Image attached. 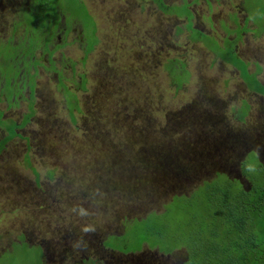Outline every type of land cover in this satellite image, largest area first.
<instances>
[{
	"label": "rangeland",
	"instance_id": "rangeland-1",
	"mask_svg": "<svg viewBox=\"0 0 264 264\" xmlns=\"http://www.w3.org/2000/svg\"><path fill=\"white\" fill-rule=\"evenodd\" d=\"M24 1L0 0L1 36L9 33L10 25L17 19L18 10L27 6ZM52 1L57 5L64 0ZM165 2L173 6L187 7L185 12L189 18L163 14L150 0H84V4H87L95 18L91 21L85 18V25L92 29L94 25L97 26L95 33L97 32L99 44L96 45L92 35L87 38L85 45L96 47L88 56L85 66L81 67L83 69L77 67L76 71L83 72L86 78L82 83V86L85 83V89L79 93L81 112L92 113L88 118L76 114L75 122H72L63 109L64 94L56 91V82H39L36 95L42 92L37 96L38 103L34 105L32 121L25 126L18 125L15 134L10 136L14 140L0 150V249L24 231L30 243L42 245L43 264H71L78 261L79 257L87 258L96 264H178L173 261L184 257V253L180 251L167 256L162 255L159 249L151 248L149 251L147 247L136 255L123 256L112 252H102L99 255L96 249H91V242L87 240L89 237L92 242L97 239V233L94 231L99 227L106 228L116 235L122 232V221L118 219L122 214L110 217L101 210L100 202L112 204L114 201L119 213L126 209L125 205L136 209L137 205L142 204L139 189L130 192L129 188L123 186L120 177L116 178L119 184L114 183V178L113 184L108 181L112 179V173L115 170L120 172L117 168L128 161L129 155L121 149L120 134L124 135L129 131L141 133V129L144 131L146 128V134L157 137L156 129L160 132L163 130V124H172L174 120L168 127L172 136L178 135L180 128H185L182 121L188 122L193 134L196 131L194 124L199 120V123L205 126L207 135L216 139L214 146L207 142L208 146L196 148V154L206 159V167L203 165L202 170L174 181L171 188L163 191L151 205L156 210H162V206L169 202L170 194L174 191L187 196L198 190L204 182L210 183L215 179L216 172L226 166L228 156L238 155V146L232 142L233 151L228 150L227 138L236 139L240 134L251 135L252 138L264 136V111L258 106L259 103L264 104V99H256L259 102L256 103L248 98L253 105L250 115L246 117L248 124H239L235 114L239 100L235 93L239 91L240 84L233 75V69L219 62L212 49L207 48L203 42L194 40L202 31L200 28H203L205 34L202 38L210 39L211 46L216 43L220 44H217L219 48L222 45L227 46L232 34L239 35L237 26L240 25V18L235 5L240 4V1ZM249 6H253L255 10L261 9L264 7V0H250ZM50 7L52 6L30 8V12L34 13L24 16L23 13L20 18L27 20L38 17L40 27H44ZM68 8L67 1L60 11L66 12ZM176 11L181 13V8ZM55 12L56 10L54 14ZM87 50L88 48H83L74 51L69 48L65 51L72 58V62H79V58L85 56ZM243 51L245 60L253 59L260 63L263 72L258 79L264 83V34L260 39L246 41ZM169 60L185 63L186 69L191 73L189 83L177 92L168 85L167 73L164 70L163 65ZM34 65L38 68L42 63L36 61ZM7 71H11V68ZM18 76L17 74L16 78ZM37 77L38 74L34 80ZM4 86L5 81L0 80V91ZM1 101L0 97V103ZM17 105V102L11 103L12 109L9 110L6 103L0 104L2 123L5 122L3 119L8 117L20 121L22 113L26 110L25 105L22 104L20 108L16 107ZM127 105L131 106V112L127 111L130 115L132 113L131 118L128 115L125 117L124 112L121 113V108L126 109ZM86 118L94 120V128L84 136L82 126ZM74 123L78 128L72 126ZM5 125L8 129L14 127L11 120H7ZM216 125L230 128L225 127V133H220ZM116 132L119 135L114 137ZM3 135L4 131L0 128V137ZM174 141L176 146L177 137ZM247 142L249 141L246 140ZM221 147L227 157L220 154L221 160L216 163L210 151ZM115 148L117 149L114 150ZM245 159L242 167L254 161L252 158L247 159V156ZM29 166L31 168H28ZM31 169L37 172V184ZM48 172H54V180L51 182L46 179ZM256 175L252 167L246 173L248 179H253ZM220 179L224 180L225 177L220 176ZM231 183L236 192V182ZM58 187L65 188L69 203L76 204L77 199L84 203L76 204L72 208L73 212L67 209L65 204L56 203L47 208L44 202L46 196L51 193L58 196L59 192H55ZM103 187L114 191L116 196L111 193L106 196L105 191L102 194ZM30 197H34L36 201L40 200V203L29 206L22 204ZM175 203L176 201L169 204L167 210L173 209ZM40 208L45 209V221L39 213ZM32 209L37 211H31L27 215L28 219L23 220L21 214ZM47 211H52L54 224ZM110 211L113 212L112 209ZM98 213L102 218L98 217ZM132 214L129 219H143L145 212L137 213V216ZM151 225L153 224L145 222L144 230ZM132 227L138 228V233L143 238L152 239L136 223H132ZM103 255H106L105 261ZM33 260L23 264H32Z\"/></svg>",
	"mask_w": 264,
	"mask_h": 264
},
{
	"label": "trees",
	"instance_id": "trees-1",
	"mask_svg": "<svg viewBox=\"0 0 264 264\" xmlns=\"http://www.w3.org/2000/svg\"><path fill=\"white\" fill-rule=\"evenodd\" d=\"M67 1L69 2L71 17H74L80 23H82V21L85 23V18L89 19V21L92 20L89 15V8L86 3L84 4V0H64L57 5L56 2L52 0H25L24 2L27 6L19 9L18 19L24 21L20 18V15L25 12L28 6L29 8L52 6L49 8L47 16V20L50 21V18H55L54 11L64 6ZM152 1L156 9L163 14L173 15L177 18H189V15L185 12L188 8L182 7L183 5H169L165 0ZM177 8H181V13L176 11ZM259 16L260 18L264 16V10H261ZM255 26L259 29L257 30L259 35L255 34V36L259 38L264 34V19H259ZM16 29L17 27L15 30ZM185 30L190 31L187 28ZM1 33L2 32H0V34ZM28 33L29 31L27 30L24 34ZM26 36V40H28L29 35ZM202 37L203 35L198 34L194 40L198 43L203 42L207 48L218 53L217 49L219 48L217 44L211 46L210 39H203ZM10 38L11 36L7 41L0 38V80H4L5 78L3 75V66H9L11 64V58L8 53L14 41L13 38ZM227 45L231 47L230 44L227 43ZM95 47L96 46L88 47L83 60H86L90 53L94 51ZM223 51L226 50L223 49L220 52ZM230 53L232 55H230ZM233 54L234 53L230 51L228 54L226 52L222 57L218 54V57L228 65L238 69L241 73L242 80L249 86L257 85L254 86L255 89L259 91L264 90L262 84L257 80L260 67H256V71L252 74L255 76H249L248 64L238 61L237 57L235 58ZM83 60H80V63L75 62V64L84 65L85 61ZM163 66L167 73L168 85L175 92L180 91L189 83L190 73L186 69L185 63L177 60H169ZM79 69L82 70L81 67H79ZM108 79L110 80V78ZM84 87L85 83L81 88ZM130 109L131 106L127 105L126 109L121 108V113L124 112L126 114L125 117H127V115L130 117L132 113L131 115L127 113V111L131 112ZM133 111H135V109ZM91 113L92 112H89L87 117L90 116ZM245 115L246 113H243L239 118H244ZM28 118L29 116L26 118V121ZM197 121L198 122L194 124L196 131L193 134L191 133V126L187 121H182L185 128H180L176 136H172L171 132L168 130V127L171 126L173 122L172 124H163V130L160 132L159 129H156V132H158L157 137L146 134L145 127L144 131L141 129V133L129 131L128 133H124V135L120 134L122 138L121 149L126 155H129L127 158L128 161L122 164L120 168H117L120 172L115 170L111 175L112 179L108 181L113 184L114 178V183L119 184L116 178L120 177L123 186L129 188L130 192L131 190L135 191L139 189L142 196V204L136 206V209L139 210L132 209L130 205H125V211L122 210L123 212L119 213L120 211H118V208L114 206L113 199H110L113 201L112 204L100 202L101 210L108 213L110 217H118L119 214H122V216L120 215V220L122 221L121 225L124 229V233L120 236H116L106 231V228L99 227L97 231H94V233H97L96 240L104 238L103 236L107 233L105 236L107 237L106 242H102L101 246L111 249L116 248L118 251L124 253H135L141 250L144 245L150 248H158L160 252L165 254L177 248H184L187 255L191 256L189 264H264V171L259 172L255 178L248 179L246 173L249 172V168L247 164H244V167L241 169L242 176L248 179L249 184H252V188L249 192L243 189L237 194V191L235 192L231 186L232 183L228 179L221 180L219 178L214 179L210 183L204 182L198 190L187 196L182 194L179 196L174 195L167 204L162 206V210H156L151 206L157 201L159 195L162 194L163 191L171 188L174 181H179L184 176L202 170L201 168L203 165L206 167V159L196 154V148L200 149V147L208 146L207 142L209 145L214 146L217 142L215 138L207 135L205 126L200 124L199 120ZM143 122H145V119H143ZM145 125L148 126L147 123ZM158 125H160V123H158ZM12 134L13 133H9V135L0 142V149L4 147ZM118 135L119 133L116 132L114 137ZM175 137L178 139L176 146L174 145ZM226 146L229 147L228 142ZM116 149L117 148L114 150ZM210 153H212L216 163H219L221 160L220 154L226 156L224 151H222V147L214 149V151H210ZM230 156L232 155L230 154L228 158H230ZM111 164L112 163H108V165ZM212 166H214V163ZM53 173L54 172H48L46 175V179L49 182L54 180ZM115 173H120L121 175H116ZM33 175L35 176L34 182L37 184L39 180L37 172L33 171ZM95 176L97 177V174ZM104 191L106 196L110 193L116 196L114 191L106 189L105 187H103L102 194ZM55 192H59V195L55 196L51 193L46 196L44 202L47 204V208L54 206L56 203L59 205L65 204L68 206L67 209L73 212L72 208L76 204L84 203L81 199H77L76 204L69 203L66 199L67 192L64 187L56 188ZM44 194L46 195L47 192ZM33 198L34 197H30L22 204L27 206L34 204L38 205L40 200L36 201ZM174 201H176V203L172 207L173 209L167 210L166 207L169 204H173ZM110 208L113 212L110 211ZM38 210L44 220V218H46V214H44L45 209L40 208ZM119 210H121V207ZM31 211H37V209L24 212L21 214V216H23L22 219L27 220V215L31 213ZM48 211L47 214L49 213V217L53 220L52 211ZM144 212L145 215L143 219L128 218L132 213V215L137 216V213L141 214ZM98 217L102 218L100 213H98ZM248 220L253 223L250 227L246 225V221ZM256 220H258V223L255 222ZM145 222L152 223L153 225L144 230ZM132 223H136L138 227L145 231L146 234L150 235L152 239L148 240L140 236L138 228H131ZM19 240L23 241L24 239L23 237H19ZM87 240L91 242L89 245L93 246V244H95V239L93 242L90 237L87 238ZM34 244L35 243L25 242L22 245H14L12 250H14L15 253L11 258L10 264H17V262L23 264L30 259H34L32 264L35 262L36 264L39 262L43 264L44 252L43 250L41 252V247L37 246L38 244H36V246H34Z\"/></svg>",
	"mask_w": 264,
	"mask_h": 264
},
{
	"label": "flooded vegetation",
	"instance_id": "flooded-vegetation-1",
	"mask_svg": "<svg viewBox=\"0 0 264 264\" xmlns=\"http://www.w3.org/2000/svg\"><path fill=\"white\" fill-rule=\"evenodd\" d=\"M240 4L235 5V10L238 11L239 14V20L240 25H238L239 35L232 34L229 37V44L231 47L223 46L221 49H217V52H213L216 59L219 60V62L228 65L225 61L221 60L220 57H218V54L222 57L232 51L234 54L233 56L240 62H244L248 64V74L249 76H255L252 75L256 71V67H260L259 75L263 72L262 67L257 60L253 59H247L244 57V51L243 47L246 45V41H254L257 39L255 34L259 35V30L256 28L255 24L259 19H264V16L260 18L259 14L261 10H264V7L258 10H255L253 6H249L250 1L248 0H239ZM150 3L153 4V1L150 0ZM242 3V5H241ZM246 5H248L246 7ZM237 7V8H236ZM63 8V6L61 7ZM59 8V9H61ZM22 9V8H20ZM56 10L55 12V18H50L51 20H47V23L44 27H40V19L38 17L29 18L27 20L21 21V19H18L19 17V10L17 19L13 21V23L10 25V31L7 35L1 36L0 38L4 40H8V38L11 36L13 38V44H11V48L9 50V57L11 58V64L9 66L4 65L3 66V75L5 76V86L2 88L4 91H0V97L2 99L1 103L7 104V109L11 110L12 106L11 103L17 102L18 105L16 107H21V105H25V110L20 118V121L15 120L14 118L8 117L5 120V124L7 120H11V122L14 124V127L11 129H8L7 126L2 123L1 121L0 125L4 131L3 137H0V142L6 138L9 133L15 134L16 127L20 124L28 125L32 120L33 113H35V103H38L37 96V89L39 86V82H56V87L59 92V94H64L63 102H64V111L66 113V116L68 119H70L72 122H75L76 114L84 115V117H87L89 112H81L80 107V99H79V93H82L84 91V88L82 87L83 80L86 81V78L84 76L83 72H77V67H84L86 64V60H83L85 56H82L79 58L80 60L85 61L84 65L79 64L76 65L75 62H72V58L69 57L65 50L69 48H73L74 51L81 50L83 48H88L90 45H85V41L87 38L92 35L93 38L96 40V44L99 42V38L97 36V32L95 33V30L97 29V26L94 25L93 29L91 27H88L85 25V23H80L78 20H76L74 17H71V11L70 7L66 12H61L60 10ZM29 6L26 8L23 16L25 14L31 15L32 12H30ZM90 17L93 20V16L91 13H89ZM229 18V16L227 17ZM95 19V18H94ZM95 21V20H94ZM186 22V21H185ZM230 22V20L228 21ZM16 23V24H15ZM227 24V23H226ZM14 25V26H13ZM17 29L15 30V28ZM29 27V28H26ZM186 29V28H185ZM204 30L203 28H200ZM235 29V28H234ZM29 31L28 34H24L26 31ZM190 33H193L191 30ZM29 35V39L26 40L27 36ZM228 37V36H226ZM10 38V39H11ZM218 42V41H217ZM218 44V43H216ZM220 45V44H218ZM239 45L241 46L239 48ZM92 47V45H91ZM226 50L223 52H220L222 50ZM45 52L49 53L48 55L45 54ZM230 55H232L230 53ZM38 61L39 63H42L41 67L35 68L34 63ZM80 63V62H79ZM233 69V75L237 77L238 83L240 84L239 91L235 94L237 95V99L239 100V105H236L235 108V114H237L238 123L246 126L248 124L246 117L250 115L252 111L253 105L247 100L248 98L252 100V102H255L256 99L263 100L264 99V90L259 91L254 88V86H249L245 81L241 78V73L238 69L234 68L231 65H228ZM11 68V71H7L8 68ZM83 69V68H82ZM41 70V72H40ZM190 73V72H189ZM17 74L19 75L17 78ZM36 74H38V77L34 80ZM259 75L257 76V80L262 86L264 87V83L259 81ZM22 77V81H21ZM191 77V73H190ZM7 78V79H6ZM60 84V86H58ZM8 89V90H7ZM33 95V96H32ZM0 103V104H1ZM256 103H259L256 101ZM258 106L264 111V104L259 103ZM10 107V108H9ZM245 110V112H244ZM246 113L244 118H239V114ZM29 116L28 120L26 121V118ZM88 118V117H87ZM86 118V122L83 123L82 131L84 132V136L87 131L91 132L93 131L94 125L92 123L93 120H89ZM182 119V118H181ZM31 120V121H30ZM25 122V123H23ZM92 125V126H91ZM72 126L77 127L76 123H74ZM227 126H219L216 125L217 131L220 133H225L224 128ZM228 129L230 127H227ZM227 129V131H228ZM264 132V131H263ZM240 134V133H238ZM11 135V134H10ZM239 138H227L229 143V149L233 151L232 143L238 146V155H232L227 160V164L222 170L216 172L215 179H219L220 176L225 177V179H228L230 182H236V193L238 194L240 190H246V192H249L252 188V184L248 183V179L242 176V163L245 162V157L254 159L253 162L247 163V167L249 168L248 171L251 170V167L256 171L258 174L261 171H264V136L259 135L257 137H251V135H245L240 134ZM227 136V135H225ZM243 137V138H242ZM14 140L13 138H10L8 142ZM19 140V139H18ZM246 140L249 142L246 143ZM237 141V142H236ZM232 142V143H231ZM6 143V144H7ZM5 144V145H6ZM4 145V146H5ZM4 148V147H3ZM2 148V149H3ZM0 149V150H2ZM28 168H31L30 166ZM212 168V167H211ZM260 169V170H258ZM32 171H35V169H31ZM214 172V171H213ZM212 172V174H213ZM211 177L210 173H208ZM213 180V179H212ZM242 183V184H241ZM121 218V217H120ZM119 218V219H120ZM258 223V220L255 221ZM247 227H250L253 225L252 221L248 220L246 221ZM123 227L122 232L118 233L119 235H116L115 233L110 232L112 235L120 236L123 234ZM107 231V230H106ZM105 231V232H106ZM109 232V231H108ZM107 233L103 236L104 238L95 240V244L92 246V250L97 251L99 255L105 252H112L121 254L123 256L126 255H136L139 253H142L144 250V247H147L150 251V247L144 245L141 250H138L135 253H124L118 251L116 248H109V247H102L101 243H105L107 237H105ZM19 237H23V241L19 240ZM18 238V241H17ZM26 236V234L23 232H20L16 235L15 238L10 240L6 243V245L0 249V264H10L11 258L13 257V254L15 253L13 249L14 245L19 244L22 245L23 243H29V240ZM41 247V252L44 249L41 244L35 243L34 246ZM154 250L158 248H153ZM183 252L184 257L182 259L177 258L173 262H177L178 264H189L191 256H188L184 248H177L171 251L168 254H165L161 252L162 255H171L175 252ZM19 253V252H17ZM106 255H103V260L105 261L104 257ZM108 262V261H106ZM111 262V261H109ZM71 264H96L94 261H90L87 258L79 257V260L76 262H73ZM104 264V263H102Z\"/></svg>",
	"mask_w": 264,
	"mask_h": 264
},
{
	"label": "water",
	"instance_id": "water-1",
	"mask_svg": "<svg viewBox=\"0 0 264 264\" xmlns=\"http://www.w3.org/2000/svg\"><path fill=\"white\" fill-rule=\"evenodd\" d=\"M242 184V183H241ZM174 195H181V194H178V192L177 191H174V193L172 194H170V197H169V201L172 199V197L174 196Z\"/></svg>",
	"mask_w": 264,
	"mask_h": 264
},
{
	"label": "crops",
	"instance_id": "crops-1",
	"mask_svg": "<svg viewBox=\"0 0 264 264\" xmlns=\"http://www.w3.org/2000/svg\"><path fill=\"white\" fill-rule=\"evenodd\" d=\"M199 34L203 35L205 34L204 30H202ZM213 52V51H212Z\"/></svg>",
	"mask_w": 264,
	"mask_h": 264
}]
</instances>
